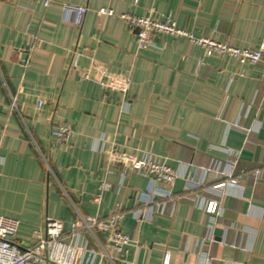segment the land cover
<instances>
[{
	"label": "crops",
	"instance_id": "0c3cea01",
	"mask_svg": "<svg viewBox=\"0 0 264 264\" xmlns=\"http://www.w3.org/2000/svg\"><path fill=\"white\" fill-rule=\"evenodd\" d=\"M67 4L87 7L82 23ZM125 13L240 48L264 41V0H0V214L18 219L15 241L26 247L47 216L72 239L79 213L109 226L119 203L133 242L116 264H164L166 251L171 264H264V62L208 55L188 35L161 32L141 51ZM94 60L130 73L124 97L81 77L75 65ZM61 123L73 129L68 142L52 136ZM111 147L172 167L182 191L157 184L174 203L137 222L154 178L130 171L118 191L122 167L108 162ZM104 181L112 189L99 198ZM212 200L214 213L204 207ZM78 230L92 247L106 246L105 231L97 240Z\"/></svg>",
	"mask_w": 264,
	"mask_h": 264
},
{
	"label": "built area",
	"instance_id": "2783aa9c",
	"mask_svg": "<svg viewBox=\"0 0 264 264\" xmlns=\"http://www.w3.org/2000/svg\"><path fill=\"white\" fill-rule=\"evenodd\" d=\"M37 1H41L45 6H49L52 2V0ZM66 9L71 19L79 24L82 23L87 13V7L80 5L67 4ZM99 11L103 14H114V11L108 7H102ZM122 17L136 31L137 45L141 51L150 47L153 44V36L161 32L176 36L188 35L193 42L202 44L208 55L213 53L229 54L237 60L249 61L255 65L264 62V41L258 49L240 48L209 38H194L188 31L178 27L175 22L159 21L151 17V15L140 16L125 13ZM75 66L83 79L96 81L105 90L119 91L123 94V97L131 83L130 73L110 71L106 63L100 60H94L87 67ZM261 90L264 97V75ZM121 102H125V99L123 98ZM43 104L44 100L40 99L38 107H42ZM12 107H16V98H13ZM51 132L56 141L68 142L73 134V129L68 124L61 123L55 125ZM97 150L105 151V143L103 141ZM108 162H115L122 167L121 176L123 181L118 191L121 190L130 171H137L154 178V185L143 192V207L134 211V217L137 222L148 220L156 211H165L164 205L167 201L169 204L171 202L174 203L173 192L169 189L161 190L157 184L159 182L172 184L178 178L177 172L169 165L155 161L149 153H144L140 157H133L125 152L118 151L115 147H111L109 151ZM46 171L47 175L52 173V169L48 164ZM230 181L232 183L237 182L234 177H231ZM223 184L224 182L215 184L214 188ZM111 189L112 184L110 182H102L99 198L102 193ZM157 195L161 199L157 200ZM164 199L167 200L165 201ZM204 207L207 211L214 213L217 211L218 201H209ZM121 210V206L118 203L109 214V226H102L96 215L79 213V218L72 227V239L64 236L65 229L62 221L47 216L42 227L33 232L35 242L26 247L15 241V235L19 227L18 219L0 214V264H100L102 260L116 264L126 246L133 242L132 236L121 227L120 220L124 215ZM78 229L86 230L97 240L98 230L105 231L108 239L106 246L102 247V249L92 247L88 237ZM209 238L213 239V236ZM111 249H114L116 253L112 254L110 252ZM171 255L170 251L165 252L163 257L164 264H171ZM132 264L139 263L133 262Z\"/></svg>",
	"mask_w": 264,
	"mask_h": 264
},
{
	"label": "water",
	"instance_id": "95a60500",
	"mask_svg": "<svg viewBox=\"0 0 264 264\" xmlns=\"http://www.w3.org/2000/svg\"><path fill=\"white\" fill-rule=\"evenodd\" d=\"M185 185V179L184 178H180L178 177L175 182H174V185H173V192H180L182 191L183 187ZM217 234H220L222 232V229L221 228H218L216 229L215 231Z\"/></svg>",
	"mask_w": 264,
	"mask_h": 264
}]
</instances>
